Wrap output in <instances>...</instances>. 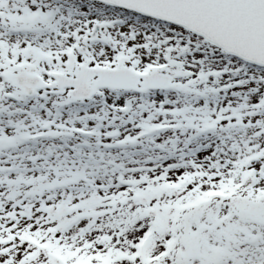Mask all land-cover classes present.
<instances>
[{"label":"snow or ice","instance_id":"obj_1","mask_svg":"<svg viewBox=\"0 0 264 264\" xmlns=\"http://www.w3.org/2000/svg\"><path fill=\"white\" fill-rule=\"evenodd\" d=\"M0 264H264V0H0Z\"/></svg>","mask_w":264,"mask_h":264}]
</instances>
